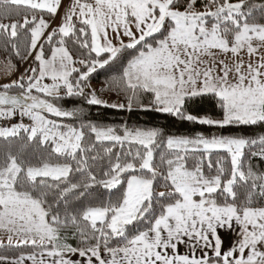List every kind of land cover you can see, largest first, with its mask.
Masks as SVG:
<instances>
[{"label":"snow or ice","instance_id":"6c2138e0","mask_svg":"<svg viewBox=\"0 0 264 264\" xmlns=\"http://www.w3.org/2000/svg\"><path fill=\"white\" fill-rule=\"evenodd\" d=\"M0 47L35 65L0 83V264H264V135L222 131L264 124V0H0ZM117 64L126 104L90 83ZM67 98L221 131L77 126Z\"/></svg>","mask_w":264,"mask_h":264},{"label":"trees","instance_id":"16d2710c","mask_svg":"<svg viewBox=\"0 0 264 264\" xmlns=\"http://www.w3.org/2000/svg\"><path fill=\"white\" fill-rule=\"evenodd\" d=\"M260 2V0H256ZM21 52L23 54V45H21ZM0 56L3 58L10 59L14 65H20L23 63L19 57H16L11 50L5 51L3 47H0ZM120 69L119 65H115L111 68L107 67L104 69H97L90 78V83L95 82L99 84L100 90L103 93L112 94L126 104V97L124 93L117 92L115 85L113 84L112 90H109V82L113 77L119 76ZM147 101L145 100V103ZM63 107L71 109L73 107L84 108V113L76 120L68 121L79 126L81 121L87 123L89 121L102 124L120 127L127 124L129 127H155L162 130L165 136L169 134L176 135H193L196 132H204L205 134L218 133L219 129L215 127L193 124L191 122L180 121L174 117L167 116L166 114L155 113V112H144L138 110L136 106H133V111L129 112L126 109H113L105 108L103 106H89L86 103H82L79 98H67L63 102ZM193 114L199 115H210L214 118H220L221 113L218 108L215 107L214 101L203 100L196 105L192 106ZM223 134L231 135H243L251 138H256L264 135V124H257L252 126H229L225 128ZM255 167L264 170V161L259 158H253L251 161ZM118 194L117 190H105L102 187L97 189V194L102 199H109L113 194ZM75 243V241H73ZM20 254V250L13 248H0V255H6L9 258H13Z\"/></svg>","mask_w":264,"mask_h":264},{"label":"rangeland","instance_id":"374dc122","mask_svg":"<svg viewBox=\"0 0 264 264\" xmlns=\"http://www.w3.org/2000/svg\"><path fill=\"white\" fill-rule=\"evenodd\" d=\"M1 57V56H0ZM2 59H7V58H3ZM9 60V59H7ZM29 65L31 66H35L31 60V58L25 62L23 61V63H21L20 65H16V68L18 69V71H14L12 75H7L6 72L7 71H3L2 69H0V83H5V82H10L13 79H17L24 71L27 67H29ZM91 87L92 89H94L97 94L99 96H101L104 100H106L108 103H124L122 99L112 95V94H107V93H103L100 90L99 84L95 83V82H91Z\"/></svg>","mask_w":264,"mask_h":264},{"label":"crops","instance_id":"0c3cea01","mask_svg":"<svg viewBox=\"0 0 264 264\" xmlns=\"http://www.w3.org/2000/svg\"><path fill=\"white\" fill-rule=\"evenodd\" d=\"M68 0H65V3H67ZM7 59H2L0 57V69H2L4 72L7 71ZM223 236H224V240H225V244H230L234 242V237H235V233L234 232H228L226 230H222ZM184 249L181 248V251H183ZM14 258V257H13ZM10 260L12 258H9ZM28 264H31V262L29 261Z\"/></svg>","mask_w":264,"mask_h":264},{"label":"built area","instance_id":"2783aa9c","mask_svg":"<svg viewBox=\"0 0 264 264\" xmlns=\"http://www.w3.org/2000/svg\"><path fill=\"white\" fill-rule=\"evenodd\" d=\"M25 122H27V120H25ZM4 124L3 121H0V126H2Z\"/></svg>","mask_w":264,"mask_h":264}]
</instances>
